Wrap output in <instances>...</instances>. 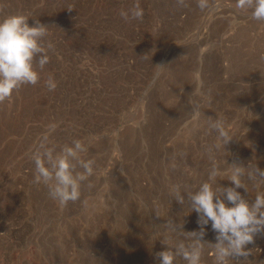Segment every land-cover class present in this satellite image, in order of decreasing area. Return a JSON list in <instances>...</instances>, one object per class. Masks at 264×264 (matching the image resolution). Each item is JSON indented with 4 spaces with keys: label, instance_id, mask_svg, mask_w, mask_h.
Wrapping results in <instances>:
<instances>
[{
    "label": "rangeland",
    "instance_id": "obj_1",
    "mask_svg": "<svg viewBox=\"0 0 264 264\" xmlns=\"http://www.w3.org/2000/svg\"><path fill=\"white\" fill-rule=\"evenodd\" d=\"M136 2L0 0V18L39 20L55 45L40 82L0 104V264H160L157 253L200 231L186 194L179 203L171 186L207 179L210 116L233 137L211 153L222 167L264 169V24L234 0H210L205 11L195 0H139L143 20L125 22L120 11ZM156 65L165 66L158 78ZM53 123L50 144L82 139L95 160L80 199L63 208L32 183L29 159ZM223 178L219 186L235 187ZM242 180L248 192L236 190L252 203L264 186ZM203 227L201 264H214L216 233L211 221ZM246 250L232 264H264V232Z\"/></svg>",
    "mask_w": 264,
    "mask_h": 264
},
{
    "label": "clouds",
    "instance_id": "obj_2",
    "mask_svg": "<svg viewBox=\"0 0 264 264\" xmlns=\"http://www.w3.org/2000/svg\"><path fill=\"white\" fill-rule=\"evenodd\" d=\"M196 6L205 11L211 7L210 0H195ZM178 7H188V0H175ZM234 9L238 13H250V18L264 24V0H234ZM120 17L125 22L142 21L144 10L139 0L128 10H121ZM29 18L23 14H10L0 18V104L10 101L25 85H37L41 73L50 62V52H55V45L46 41L49 28L39 20L29 26ZM235 24L236 21L234 20ZM147 54L140 57H146ZM160 69L155 74L158 78L164 65H156ZM197 85H201L200 73H194ZM49 91H55L58 82L49 75L45 80ZM198 116L199 112L193 110ZM208 127L215 133V140L208 149L211 167L207 179L194 189L175 184L171 186L173 197L184 204L185 194L191 211L198 214L197 223L200 231L183 232L184 236L174 248L157 253L160 264H201V256L205 235L204 227L211 221L216 233V243H208L214 257V264H232V257L247 258L251 253L246 245L253 243L257 233L264 232V191H257L254 202L249 203L236 189L244 188L248 192L242 177L247 176L259 189L264 186V169L255 167L244 168L236 164L224 167L211 154L213 149L226 150V145L233 139L223 117H208ZM55 123L47 126L38 144L30 150L29 159L34 164L35 185L43 184L48 190L49 198L61 208L69 202L75 203L81 197V188L95 172V160L85 158L88 144L82 139H72L71 143L57 147L50 144V136L56 130ZM227 177L235 187H222L217 184L218 177ZM91 188V183L88 184ZM226 194V195H225ZM225 200L231 203L228 206ZM172 224H175L173 221ZM169 222L166 228L168 229ZM182 227V226H181ZM175 231V229H172Z\"/></svg>",
    "mask_w": 264,
    "mask_h": 264
}]
</instances>
